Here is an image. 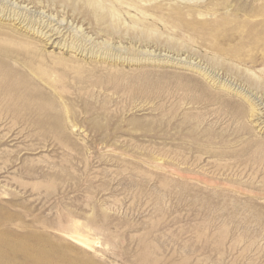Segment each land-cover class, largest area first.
<instances>
[{
	"label": "rangeland",
	"instance_id": "1",
	"mask_svg": "<svg viewBox=\"0 0 264 264\" xmlns=\"http://www.w3.org/2000/svg\"><path fill=\"white\" fill-rule=\"evenodd\" d=\"M0 264H264V0H0Z\"/></svg>",
	"mask_w": 264,
	"mask_h": 264
},
{
	"label": "bare ground",
	"instance_id": "2",
	"mask_svg": "<svg viewBox=\"0 0 264 264\" xmlns=\"http://www.w3.org/2000/svg\"><path fill=\"white\" fill-rule=\"evenodd\" d=\"M78 232V231H77ZM79 233V232H78ZM83 234V233H82ZM71 237V236H70ZM75 239H76V241L79 243V244H81V245H83V246H85V245H89V242H88V240L86 239V238H84L83 236H80L79 235V237H75ZM90 247V246H89ZM52 248V247H51Z\"/></svg>",
	"mask_w": 264,
	"mask_h": 264
}]
</instances>
